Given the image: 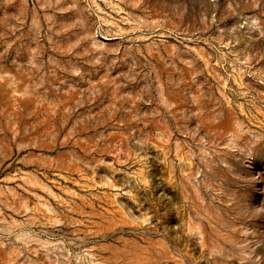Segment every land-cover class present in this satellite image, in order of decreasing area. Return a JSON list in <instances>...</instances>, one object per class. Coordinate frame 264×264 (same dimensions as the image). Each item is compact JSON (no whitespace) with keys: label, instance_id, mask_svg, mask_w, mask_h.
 Listing matches in <instances>:
<instances>
[{"label":"rangeland","instance_id":"rangeland-1","mask_svg":"<svg viewBox=\"0 0 264 264\" xmlns=\"http://www.w3.org/2000/svg\"><path fill=\"white\" fill-rule=\"evenodd\" d=\"M0 264H264V0H0Z\"/></svg>","mask_w":264,"mask_h":264}]
</instances>
